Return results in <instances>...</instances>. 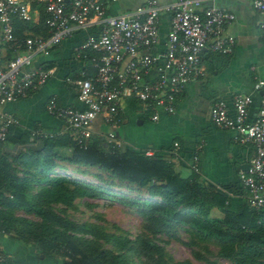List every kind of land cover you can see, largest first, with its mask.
<instances>
[{
  "label": "built area",
  "instance_id": "2783aa9c",
  "mask_svg": "<svg viewBox=\"0 0 264 264\" xmlns=\"http://www.w3.org/2000/svg\"><path fill=\"white\" fill-rule=\"evenodd\" d=\"M118 0H35V10L24 0H0V107L26 97L43 85L52 69L34 66L36 57L49 53L74 35L84 34L72 46L71 60L80 63L77 73L63 82L75 91L78 108L58 106L52 96L45 112L61 122L63 133L29 131L30 139L52 138L66 133L79 150L88 148L91 126L99 119L117 126L122 107L134 104L141 116L156 122L160 114L172 115L184 87L203 78L200 57L204 50L220 55L231 52L232 41L223 35L234 15L213 0L145 1L115 15L110 4ZM260 16L264 44V0H250ZM169 24L160 39V15ZM15 24H36L34 35H16ZM91 32V33H89ZM2 51H5L4 56ZM252 91L261 93L257 110L248 119L251 98L235 94L230 109L221 100L212 103V126L232 130L234 141L248 144L252 155L238 184L245 204L255 214L264 207V80H256ZM16 120L0 114V143H4ZM102 136L112 150L124 149L113 133ZM177 150L176 143L172 144ZM148 155V154H145ZM0 264H15L0 252Z\"/></svg>",
  "mask_w": 264,
  "mask_h": 264
},
{
  "label": "crops",
  "instance_id": "0c3cea01",
  "mask_svg": "<svg viewBox=\"0 0 264 264\" xmlns=\"http://www.w3.org/2000/svg\"><path fill=\"white\" fill-rule=\"evenodd\" d=\"M35 10V0H24ZM147 0H118L108 7V14L115 15L142 5ZM162 4L174 0H152ZM214 4L234 15V21L225 27L223 35L232 41L231 52L220 55L204 50L200 64L204 72L202 79L187 84L176 102L172 115L160 114L156 122L141 116L134 104L122 107L117 126H105L96 119L91 126L92 137L113 133L122 142L124 149L139 152L146 157L166 162L171 172L180 178L192 174L198 182L225 199V210L233 215L245 208L244 193L239 190L238 175L247 168L252 155L248 144L234 141L232 130H220L212 126L209 110L216 100L224 102L230 109L231 97L248 95L251 103L248 119L254 116L261 93L252 91L256 80H264V44L261 39L262 19L251 6L250 0H213ZM169 24V15H160V39ZM15 24V34L34 35L36 24L24 30ZM62 41L49 53L36 57L34 66L52 69L48 80L26 97L7 102L0 107V114L12 116L16 125L9 129L8 136L20 142L1 146L2 153L14 156L20 151L40 150L43 142L27 138L29 131L39 129L44 133H63L61 122L45 112V105L54 97L58 106L78 108L75 91L65 85V76L73 77L80 63L71 60V49L82 40L77 34ZM5 56V51L1 50ZM7 57V55H6ZM139 122V123H138ZM176 143L177 150L172 144ZM66 147H57L61 151ZM215 213V212H214ZM264 223V207L262 213ZM0 252L15 264H62L56 257L38 260L33 244L23 243L9 235L0 233Z\"/></svg>",
  "mask_w": 264,
  "mask_h": 264
},
{
  "label": "trees",
  "instance_id": "16d2710c",
  "mask_svg": "<svg viewBox=\"0 0 264 264\" xmlns=\"http://www.w3.org/2000/svg\"><path fill=\"white\" fill-rule=\"evenodd\" d=\"M27 138L42 141V148L37 151L26 150L14 157L0 156V233L33 244L38 260L56 257L62 260V264H103L102 261L104 264H124L123 259H105L107 253L97 251L84 237L111 243L116 248H122V242L101 233V229L95 226L75 224L44 207L48 203L69 205L77 196L105 199L115 196L112 191L93 188L92 184L85 186L80 181L70 182L76 185V190L69 194L56 189V185L67 183V180L48 176L50 162L55 158L53 150L67 146L74 150V164L107 169L114 178L139 186L158 184L159 194L166 200L148 202L147 208L151 214L164 217L172 224L189 227L204 238L215 239L222 247L228 246L230 249L231 246H237L249 252L257 251L259 246L264 248L263 209L255 214L245 204L240 214L228 213L225 210V199L200 184L195 174L180 178L171 172L166 162L127 149L112 150L100 138H92L85 150L74 147L66 133L52 138L30 139L29 135ZM13 142L20 140L7 135L0 147ZM34 165L38 167L39 176L27 175V168ZM15 167L23 173L18 175ZM29 187L41 188L35 194H27L25 190ZM15 210L31 214L38 220H18L22 224L19 228L11 217Z\"/></svg>",
  "mask_w": 264,
  "mask_h": 264
},
{
  "label": "rangeland",
  "instance_id": "374dc122",
  "mask_svg": "<svg viewBox=\"0 0 264 264\" xmlns=\"http://www.w3.org/2000/svg\"><path fill=\"white\" fill-rule=\"evenodd\" d=\"M24 29L25 26L22 25L20 30ZM103 148L104 146L101 147L102 151ZM2 155L14 157L0 150V156ZM73 156V148L67 146L57 151L55 158L51 160L48 176L67 180V183L56 185V189L69 194L76 190V185L70 182L80 181L85 186L92 184L93 188L112 191L115 196L106 199L77 196L69 205L48 203L44 207L75 224L95 226L101 229V233L123 243L122 248H116L111 243L85 236L90 246L107 253L105 259H123L124 264H237L243 261H248L247 264H264L262 246L255 252L245 251L237 246H231L230 249L228 246L222 247L215 239L204 238L189 227L172 224L164 217L151 214L147 208L148 202L166 200L159 194L158 184L139 186L123 182L114 178L107 169L74 164ZM15 168L18 175L23 173L20 168ZM37 169V165L28 167L26 174L39 176ZM39 188L41 187H29L25 192L35 194ZM11 217L19 228L22 226L20 220H38L21 210L13 211ZM148 251L152 253L149 254Z\"/></svg>",
  "mask_w": 264,
  "mask_h": 264
},
{
  "label": "water",
  "instance_id": "95a60500",
  "mask_svg": "<svg viewBox=\"0 0 264 264\" xmlns=\"http://www.w3.org/2000/svg\"><path fill=\"white\" fill-rule=\"evenodd\" d=\"M139 123V122H138Z\"/></svg>",
  "mask_w": 264,
  "mask_h": 264
}]
</instances>
